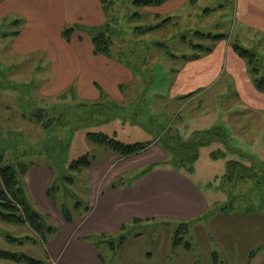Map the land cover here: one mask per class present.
<instances>
[{"label": "rangeland", "instance_id": "374dc122", "mask_svg": "<svg viewBox=\"0 0 264 264\" xmlns=\"http://www.w3.org/2000/svg\"><path fill=\"white\" fill-rule=\"evenodd\" d=\"M136 1L102 0V22L97 27L94 12L97 11L98 0H66V16L59 28L62 36L67 29H77L71 37V48L75 50L79 46L75 40L77 36L92 38L88 30L96 29L98 31L94 34L104 33L113 42L110 58H102L111 60L133 76L129 77L127 73L120 76L109 70L108 76L84 67L91 74L86 76L92 77L94 82L92 84L89 80L88 84L79 87H76L77 84L70 85V78L63 79V74L52 65L56 43L53 39L44 40L46 49L38 53L19 50L35 37L33 29L37 32L38 27L34 19L38 13L44 19L47 18L49 24L52 21L48 32L58 33V30H53V21L56 20L53 10L42 13L33 8L19 10L21 14H11L8 18L12 20L8 19L4 26L0 25L1 35L21 31L27 22L32 23L33 28L17 44L13 37L0 36V124L23 132L30 146L45 144V153L34 152L23 161L30 168L44 164L52 170L49 202L60 216L62 212L74 219L88 209L90 171H76L71 169V165L82 158H88L93 166L102 163L113 153L107 146L92 141L89 134H103L127 146L151 144L166 135L178 137L182 142L198 139L201 141L199 159L192 168L166 167L192 179L206 195L213 209L228 206L232 202L235 210L230 216L250 213L247 210L264 214V205L254 200L256 193L260 194L256 184L230 187L229 190L224 182L230 162L250 166L252 158L264 168V121H252L248 114L251 112L244 115L245 110L232 98V89L224 92V83L194 100L179 99L182 93L186 96L190 94L184 87H178V74L184 70L186 59L203 54L204 48L211 49L217 41L213 37L224 36V40L232 45L256 52L261 60L258 79L264 78V43L257 35L245 31L237 19L239 1L166 0L162 5L150 7H142ZM24 11L28 14L24 15ZM17 19L21 21L20 27L12 25ZM63 39L67 43L71 41H67L64 36ZM78 82L80 85V80ZM71 88L74 96L68 94L67 100L57 101L58 96ZM176 92L180 93L178 97L174 96ZM95 93L104 94L109 102L123 107L127 117L104 121L105 118L95 114L89 124L69 119L51 131H45L41 125L22 117L32 114L42 121L44 114L40 110H44L49 111V117L58 119L59 113L52 111L54 108L72 106L73 103L101 102L102 98L92 100ZM216 130H222L225 138L208 140L206 134ZM47 141L51 143H45ZM60 143L66 144L65 150L58 147ZM162 144L159 143V149ZM67 179H73L74 182ZM261 190L263 192L264 188ZM33 207L48 216L41 204H33ZM50 224L57 228L51 220ZM176 228V224H167L163 230L174 236ZM186 242L193 245L189 235ZM185 243L181 245L186 248ZM46 246L43 239L27 227L0 222V250L48 264ZM211 247L221 262L228 264V259L225 262L226 258L219 247L214 244ZM205 252L197 247L193 248L189 256L196 260L195 264H206ZM257 256L252 264H264L261 263L264 251ZM0 264L28 263L0 260Z\"/></svg>", "mask_w": 264, "mask_h": 264}, {"label": "crops", "instance_id": "0c3cea01", "mask_svg": "<svg viewBox=\"0 0 264 264\" xmlns=\"http://www.w3.org/2000/svg\"><path fill=\"white\" fill-rule=\"evenodd\" d=\"M238 1L236 15L240 24L245 31L253 36L257 35L264 43V0ZM100 3L98 0V8L96 6L97 11L94 12V17H97L94 24L97 27L102 22ZM66 7V0H3L0 1V25L11 14H21L19 10L36 8L42 13L53 10L56 16L53 30H58V33L50 34L48 31L52 21L49 24L47 18L44 19L38 13L34 19L38 27L37 32L33 29L35 37L19 50L38 53L46 49L44 40L53 39L56 43L54 61L51 63L63 74V79L70 78L69 84H77L76 87L90 81L93 84L94 79L86 76L90 73L85 69L92 68L108 76L109 71L124 76L127 70L111 60L95 55L92 38L77 36L75 40L79 46L75 50L71 48L72 40L69 43L64 41L59 26L65 20ZM27 14L24 11V15ZM31 27L33 28V24L27 22L25 28L19 31L18 37L14 38L16 44L27 32L32 31ZM211 50L208 54H201L198 60L186 59L184 70H180L178 74V87L189 90L190 94L187 96L194 94L191 98L194 100L224 83V92L232 89V98L245 110L244 115L251 112L248 114L252 121L263 123L264 94L255 87L246 61L235 53L231 42L227 40L215 41ZM127 75L132 76L129 73ZM179 94L176 92L174 96L178 97ZM187 96L182 93L179 99ZM101 98L102 94L95 93L92 100ZM165 158V154L154 142L147 152L138 157L123 159L112 153L102 163L94 164L89 170L88 209L74 218L71 225L52 209L47 198L46 190L53 179L49 167L44 164L32 167L24 178L27 196L33 204H41L51 223L57 226V232L49 237L46 244L48 264H195L196 260L189 255L197 247L206 251V264H215V255L219 258V263L223 264L219 255L212 251L213 244L219 247L224 259L226 258L225 262L228 259V264H252L257 259L259 250L264 248L263 213L231 216L215 213L207 221L198 222L190 229L188 235L193 242L190 248L174 245V236L163 230L167 224L178 225L197 220L209 212H215V209L198 185L182 172L158 167L143 175L146 171L144 168L161 163ZM141 168L144 170H140ZM117 180H122V183L116 189H111L113 182ZM134 219L156 220L163 222V225L156 230L130 237L123 246L115 249L101 239L103 235H115L123 225ZM19 227H27L35 233L28 225ZM253 253L256 255L251 257ZM263 262L264 258L261 260Z\"/></svg>", "mask_w": 264, "mask_h": 264}, {"label": "trees", "instance_id": "16d2710c", "mask_svg": "<svg viewBox=\"0 0 264 264\" xmlns=\"http://www.w3.org/2000/svg\"><path fill=\"white\" fill-rule=\"evenodd\" d=\"M165 1L166 0H138L136 3L142 7H150L154 5H162ZM15 21L16 22H13L12 25H16V27H18L21 24V21ZM7 22L8 19H5L1 24L4 26ZM96 31L98 30H88V34L92 37L95 55L110 58L111 48L113 46L111 38L107 37L101 32L99 34H94ZM75 32H77L76 28H70L63 32V36L67 41H70ZM19 34L20 32L16 31L12 33H4L2 35L0 33V36H9L15 38L18 37ZM213 38L217 40H224L225 37L220 36ZM232 48L240 58L246 61L249 69H251L250 73L253 75L255 87L260 93L264 94V78L258 79L260 73L259 67H261V60L259 56L256 54V52L244 49L236 44H233ZM203 50H205V54H208L212 51L211 49L207 48H204ZM190 59L198 60L200 59V55H194ZM68 94L74 96L73 88L58 96L57 101L67 100ZM193 96L194 94L181 100H186L192 98ZM105 97L106 96L102 94V100L99 103H73L74 105L72 106L68 105L56 107L52 111H58V119L49 117V111L44 110H40L44 114V119L42 121H39L38 119L31 116L32 114H26L22 117L29 122L41 125L45 131H51L55 128V126L65 124L69 119H76L89 124L92 121V116L95 114L105 118L104 121L117 119L119 117H127L125 116V109L123 107L116 103L109 102ZM89 137L92 139V141L107 146L114 154L119 155L123 159H132L138 157L147 152L154 144L153 142L151 144H136L127 146L103 134H89ZM206 138L208 140L214 138L222 140L225 138V136L222 130H216L213 133H207ZM161 142H163V144L160 149H162V152L166 156L165 160L161 163H154L147 166L143 175L153 172L154 169L158 167H166L170 165L178 168H192V165L199 159V146L201 141H198V139H193L189 142H182L178 137L171 138L166 135L161 137L158 142L155 141V144L158 148L159 143ZM45 143L48 144L51 142L47 141ZM60 144L61 145L58 147L61 150H65V147H67L66 144ZM45 150H47V148L45 147L44 143L30 146L23 132L16 131L15 129L11 128V126H2L0 124V222L16 226L28 225L47 244L49 237L55 234L57 229L50 224L49 216L35 210L32 202L28 198L24 186V178L31 168L23 161L30 154L34 152L45 153ZM250 159V166H246L237 162L228 163L227 174L225 175L224 182L228 185L229 190L230 187L236 188L240 185L256 184L260 194L256 193L257 196L254 197V200L264 205V191L262 192L261 190L264 188V168L260 165H257V163L252 158ZM91 167L92 164L88 158H82L71 165V169L76 171H81L82 169L90 170ZM50 171L52 173L51 169ZM67 180L71 183L74 182L73 179ZM249 182H252V184H249ZM121 183L122 180L113 182L111 189H116ZM50 191V186H48L46 194L49 201H51ZM234 210V205L231 202L228 204V206L218 207L215 209V212H209L203 218L178 224L173 237L174 245L178 246L185 243V239L188 236L190 229L196 223L207 221L215 213L221 212L225 215H229ZM247 211L250 213L255 212L254 210H251L252 212L250 210ZM60 214L68 225L73 224L74 219L70 215L67 216L62 212H60ZM162 225L163 222L156 220L140 221L134 219L123 225L115 235H103L101 236V239L109 243L115 249L116 247L123 246L130 237L138 236L148 230H156ZM185 244L186 248H190L189 243L186 242ZM262 251H264V248L259 250V252ZM255 255L256 253H253L251 257H254ZM213 257L215 264H220L219 258L216 255ZM0 260L24 261L28 264H40V262L30 259L26 256L9 253L2 250H0Z\"/></svg>", "mask_w": 264, "mask_h": 264}]
</instances>
